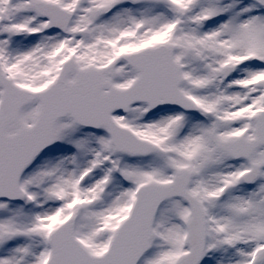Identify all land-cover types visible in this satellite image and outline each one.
I'll list each match as a JSON object with an SVG mask.
<instances>
[{
  "label": "rangeland",
  "instance_id": "obj_1",
  "mask_svg": "<svg viewBox=\"0 0 264 264\" xmlns=\"http://www.w3.org/2000/svg\"><path fill=\"white\" fill-rule=\"evenodd\" d=\"M35 1L0 0V68L17 85L47 88L70 57L81 67H99L122 53L171 43L180 88L197 108L156 111L135 104L115 112L117 122L158 146L144 158L116 151L106 128L86 129L70 117L60 119L53 145L22 176L24 201L0 200V264H46L50 233L71 217L89 252L104 254L131 212L137 187L170 182L181 168L192 172L188 188L204 212L206 247L198 264H264L255 261L264 246V148L248 160H234L215 150L206 136L213 128L223 139L243 132L248 138L256 135L255 117L264 109V7L259 0L139 5L131 0H49L75 12L67 33L52 29ZM112 5L113 13L105 14ZM10 28L18 36L9 35ZM225 65L234 66L227 79ZM137 76L135 68L119 61L116 74L108 78L124 88ZM38 111V102L25 108L22 123L32 125ZM253 162L261 169L247 187L242 178ZM190 217L181 198L164 203L150 250L139 264H178L189 251L185 232Z\"/></svg>",
  "mask_w": 264,
  "mask_h": 264
},
{
  "label": "water",
  "instance_id": "obj_2",
  "mask_svg": "<svg viewBox=\"0 0 264 264\" xmlns=\"http://www.w3.org/2000/svg\"><path fill=\"white\" fill-rule=\"evenodd\" d=\"M260 2L264 5V0ZM36 5L39 12L51 19L53 27L64 30L74 15L73 12L50 2L40 0ZM182 16H185V11H182ZM12 33L15 34V31L12 30ZM126 59L141 72L131 89H117L103 79V72L114 73L115 62L102 69H93L88 74L79 70L73 59L64 64L58 81L49 89L35 93L22 90L27 98H23L20 105H13L17 90L13 87H10L13 88L11 91L6 89L5 109L0 110V197L20 198L19 175L41 149L51 144L53 124L59 116L71 113L77 122L94 128L107 125L115 144L121 150L149 152L154 147L148 143H143L139 148L123 144L144 141L139 140L128 129L117 125L111 118L112 111L128 108L136 102L149 103L154 108L176 105L188 109L195 108L178 89L180 77L171 45L162 44L146 48L127 56ZM233 69L234 66L225 67L224 76L227 77ZM73 72L77 73L78 78L75 84L69 85L66 79ZM104 87H109L110 91L102 94ZM34 99L41 100L42 110L36 125L33 128L23 127L15 135L5 134L6 127L17 122L20 109ZM257 131L258 136L251 141L245 140L244 136L223 141L216 138L215 131L208 132V138L215 141L217 149L229 152L235 157L248 158L255 149L264 145V110L257 116ZM258 169L259 167L254 165L245 179L253 180L258 174ZM190 177L189 171L181 170L171 184L141 186L130 217L117 231L109 250L101 256L89 253L75 238L72 220L65 222L52 234L54 253L49 264H138L149 248L152 222L159 206L173 196L184 198L193 211L188 236L191 251L188 256L181 258L180 264H196L205 246V227L199 201L186 189ZM262 257L264 250L260 252L258 259Z\"/></svg>",
  "mask_w": 264,
  "mask_h": 264
}]
</instances>
